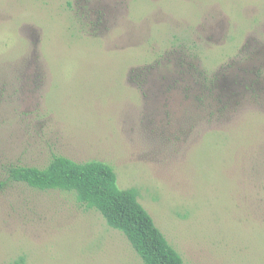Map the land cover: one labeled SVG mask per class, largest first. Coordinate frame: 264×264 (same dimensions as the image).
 Returning a JSON list of instances; mask_svg holds the SVG:
<instances>
[{
  "label": "rangeland",
  "instance_id": "1",
  "mask_svg": "<svg viewBox=\"0 0 264 264\" xmlns=\"http://www.w3.org/2000/svg\"><path fill=\"white\" fill-rule=\"evenodd\" d=\"M53 154L111 165L183 264H264V0H0V163ZM19 259L142 264L74 193L7 182Z\"/></svg>",
  "mask_w": 264,
  "mask_h": 264
},
{
  "label": "trees",
  "instance_id": "2",
  "mask_svg": "<svg viewBox=\"0 0 264 264\" xmlns=\"http://www.w3.org/2000/svg\"><path fill=\"white\" fill-rule=\"evenodd\" d=\"M197 80L207 91L205 96L197 97V101L204 104L206 97L211 98L215 84L204 74H199ZM0 168L4 175L0 178V188L7 182H18L37 190L74 193L80 205L97 210L109 227L125 235L142 264H183L180 255L139 203L137 190L118 187L111 165L98 160L79 162L53 154L43 167L8 162L0 163ZM14 264L24 262L19 259Z\"/></svg>",
  "mask_w": 264,
  "mask_h": 264
}]
</instances>
